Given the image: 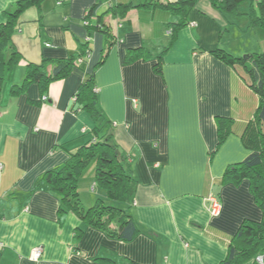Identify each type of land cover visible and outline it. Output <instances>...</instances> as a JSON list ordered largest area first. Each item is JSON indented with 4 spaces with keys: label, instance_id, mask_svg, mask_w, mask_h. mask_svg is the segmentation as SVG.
Wrapping results in <instances>:
<instances>
[{
    "label": "crops",
    "instance_id": "0c3cea01",
    "mask_svg": "<svg viewBox=\"0 0 264 264\" xmlns=\"http://www.w3.org/2000/svg\"><path fill=\"white\" fill-rule=\"evenodd\" d=\"M19 1L0 0V25ZM151 1L180 0H44L18 19L12 42L21 60L0 98V264H221L240 225L261 221L250 182L225 178L249 154L242 135L259 97L241 64L212 54L264 53V29L251 27L247 16L256 4H242V16L233 18L200 0L172 43L178 18L147 7ZM120 5L134 7L123 12L115 9ZM131 55L136 58L126 62ZM72 58L82 60L79 71L45 94L38 84L13 93L28 65L47 61L52 74ZM91 76L98 109L138 182L133 202L113 204L139 229L131 242L119 239L116 224L110 233L60 213L61 196L42 180L92 138L95 120L76 101ZM222 124L230 131L220 142ZM93 174L80 183L84 210L97 202ZM100 199L107 201L104 191ZM37 248L43 257L33 262Z\"/></svg>",
    "mask_w": 264,
    "mask_h": 264
},
{
    "label": "trees",
    "instance_id": "16d2710c",
    "mask_svg": "<svg viewBox=\"0 0 264 264\" xmlns=\"http://www.w3.org/2000/svg\"><path fill=\"white\" fill-rule=\"evenodd\" d=\"M199 1L180 0L165 5L151 1L152 5L150 2L145 5L170 11L178 18V22L173 24V43L176 39L177 30L186 26L189 13ZM208 1L222 15L233 18L242 16L239 10L242 4L248 1L255 3L256 5L251 4L247 14L250 25L253 28L264 29V0ZM43 2L44 0H21L13 12L5 13L6 21L0 25V98L7 74L21 60L20 54L12 42L17 21L26 10L31 7L40 8ZM133 7V5H120L115 9H122L123 12H127ZM111 10L113 11L114 8L111 7ZM94 15L95 9H92L86 18L88 27H91L90 19ZM98 26L93 27L98 30ZM83 48L85 49V47ZM87 52L91 53L89 50ZM87 52L84 51V55H87ZM212 54L230 65L241 64L250 88L259 97V106L255 118L248 124L242 135L243 144L249 154L243 162L230 167L225 173L226 180L234 184L239 185L244 181L250 182L256 203L263 212L261 221L246 220L240 225L228 246L227 257L221 263L246 264L252 260H257L259 257L264 259V53L255 54L248 60L234 58L222 50L213 51ZM135 58L132 55L128 56L126 62H132ZM48 65L49 62L47 61L42 62L41 65H28L25 82L20 87H14L13 93H22L28 86L38 84L42 93L45 94L51 83L65 79L73 71H79L77 66H80L78 60L72 58L68 61L58 62L52 74H49L47 72ZM76 101L95 120L96 126L92 131V138L87 145L73 154L63 167L47 172L42 180L61 196L60 213L73 212L84 224L103 228L110 233H112L110 226L116 224L119 239L124 242H131L138 236L139 229L125 210L119 209L113 204L133 202L138 182L133 175L131 162L123 155L114 141L110 132L112 129L111 122L107 121L98 109V99L92 76L81 85ZM225 127L227 130H223ZM224 128L222 124L219 129L220 142L225 140L230 131L228 126H224ZM90 171L94 173L93 182L95 184L92 189L95 188L96 190L97 186L102 188L107 201L98 199L95 206L84 210L78 191L81 181Z\"/></svg>",
    "mask_w": 264,
    "mask_h": 264
},
{
    "label": "built area",
    "instance_id": "2783aa9c",
    "mask_svg": "<svg viewBox=\"0 0 264 264\" xmlns=\"http://www.w3.org/2000/svg\"><path fill=\"white\" fill-rule=\"evenodd\" d=\"M86 25H88V22H86ZM50 45H48L49 47ZM87 56H90V53L87 52ZM82 63V60H78V64H81ZM93 191L95 190V188L92 189ZM214 206H218L217 204H214ZM4 247V243H1L0 242V250H2ZM43 248H37L35 249L32 254H31V257L30 259L33 261V262H38L42 257H43ZM258 263L259 264H264V259L263 257H259L257 259Z\"/></svg>",
    "mask_w": 264,
    "mask_h": 264
},
{
    "label": "rangeland",
    "instance_id": "374dc122",
    "mask_svg": "<svg viewBox=\"0 0 264 264\" xmlns=\"http://www.w3.org/2000/svg\"><path fill=\"white\" fill-rule=\"evenodd\" d=\"M97 191H98V193H97V197H98L97 200H98V199H100L102 197L103 190H102V188L97 186Z\"/></svg>",
    "mask_w": 264,
    "mask_h": 264
},
{
    "label": "water",
    "instance_id": "95a60500",
    "mask_svg": "<svg viewBox=\"0 0 264 264\" xmlns=\"http://www.w3.org/2000/svg\"><path fill=\"white\" fill-rule=\"evenodd\" d=\"M249 59V57L248 56H244V60H248Z\"/></svg>",
    "mask_w": 264,
    "mask_h": 264
}]
</instances>
